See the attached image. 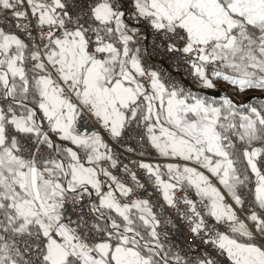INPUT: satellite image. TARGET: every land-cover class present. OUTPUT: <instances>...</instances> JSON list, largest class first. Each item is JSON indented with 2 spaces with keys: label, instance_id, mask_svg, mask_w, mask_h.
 <instances>
[{
  "label": "snow or ice",
  "instance_id": "obj_1",
  "mask_svg": "<svg viewBox=\"0 0 264 264\" xmlns=\"http://www.w3.org/2000/svg\"><path fill=\"white\" fill-rule=\"evenodd\" d=\"M0 264H264V0H0Z\"/></svg>",
  "mask_w": 264,
  "mask_h": 264
}]
</instances>
